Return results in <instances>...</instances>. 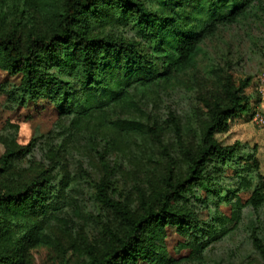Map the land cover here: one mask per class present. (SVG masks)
<instances>
[{
    "label": "trees",
    "instance_id": "1",
    "mask_svg": "<svg viewBox=\"0 0 264 264\" xmlns=\"http://www.w3.org/2000/svg\"><path fill=\"white\" fill-rule=\"evenodd\" d=\"M260 1L155 0L158 8L152 10L143 0H25L19 21L8 33L0 32V85L20 79V105L35 108V116L69 117L77 123L98 118L116 134L152 137L160 142L161 130L132 118L109 119V110L131 108L132 92L160 79L171 82L174 75L192 70L203 44L220 27L238 23ZM31 14L41 16L44 26L24 41L22 21ZM97 21H136L148 32L155 57L140 52L133 42L95 35ZM156 60L162 61L161 71ZM250 82L228 91L227 102L206 103L210 123L202 134V147L196 155L182 147L190 164L186 178L155 192L152 202L143 203L140 215L104 197L126 225V232L123 238L113 236L116 247L104 257L90 253L91 264H177L190 260L209 244L233 234L246 208L264 206V182L254 185L251 175L260 168L256 152L243 157L239 142L224 147L215 139L218 131L228 129L237 113L250 110L249 99L240 96ZM30 147L7 150L0 163V182L9 173L12 160L27 154ZM233 162V180L239 183L217 192L214 180L224 173L209 176V167L214 163L215 168H224ZM50 184V178L39 175L19 188L0 186V264H28L29 249L51 246L43 225L36 221L51 214L53 205L47 197ZM196 186H203L214 199L204 202L209 218L203 221L189 210L174 208L183 194ZM205 238L209 240L205 242ZM256 242L264 257V245L259 239Z\"/></svg>",
    "mask_w": 264,
    "mask_h": 264
},
{
    "label": "rangeland",
    "instance_id": "2",
    "mask_svg": "<svg viewBox=\"0 0 264 264\" xmlns=\"http://www.w3.org/2000/svg\"><path fill=\"white\" fill-rule=\"evenodd\" d=\"M143 1L152 10L158 8L155 0ZM25 8V0H0V32L11 31ZM31 16L22 21L24 41L44 26L41 16ZM94 34L133 42L140 52L154 56L148 32L136 21H97ZM155 63L161 71L162 61ZM249 79L240 96L249 99L250 110L237 113L215 139L224 147L239 142L243 157L256 152L260 168L251 173L256 185L264 182V0L254 4L238 23L220 27L203 44L192 70L174 75L171 82L160 79L132 92L131 108L109 110V119L132 118L161 130L160 142L116 134L98 118L77 123L69 117L35 116V108L20 105V79L0 85V163L8 149L31 144L27 154L12 160L0 186L19 188L39 175L51 179L47 195L53 205L51 214L36 220L51 246L29 249L27 263L91 264L90 253L101 258L115 249L113 236L123 238L126 225L104 197L136 216L143 203L153 201L155 192L184 180L190 164L182 147L193 155L202 147V134L210 123L206 103L227 102V92L237 91ZM234 167L235 162L224 168H215L214 163L209 167V176L224 173L214 180V190L227 191L236 184ZM183 195L174 208L189 210L202 221L209 218L204 202L214 199L203 186ZM256 239L264 245V206L258 210L249 206L233 234L177 264H264Z\"/></svg>",
    "mask_w": 264,
    "mask_h": 264
},
{
    "label": "built area",
    "instance_id": "3",
    "mask_svg": "<svg viewBox=\"0 0 264 264\" xmlns=\"http://www.w3.org/2000/svg\"><path fill=\"white\" fill-rule=\"evenodd\" d=\"M263 113H264V111H263Z\"/></svg>",
    "mask_w": 264,
    "mask_h": 264
}]
</instances>
